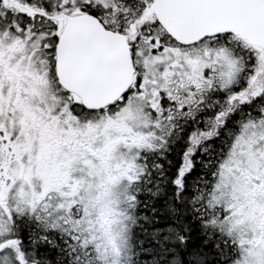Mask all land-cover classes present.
Masks as SVG:
<instances>
[{
    "label": "snow or ice",
    "instance_id": "6c2138e0",
    "mask_svg": "<svg viewBox=\"0 0 264 264\" xmlns=\"http://www.w3.org/2000/svg\"><path fill=\"white\" fill-rule=\"evenodd\" d=\"M0 264H264V0H0Z\"/></svg>",
    "mask_w": 264,
    "mask_h": 264
}]
</instances>
